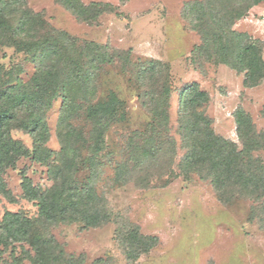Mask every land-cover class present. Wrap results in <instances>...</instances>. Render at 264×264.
Masks as SVG:
<instances>
[{
    "label": "rangeland",
    "instance_id": "1",
    "mask_svg": "<svg viewBox=\"0 0 264 264\" xmlns=\"http://www.w3.org/2000/svg\"><path fill=\"white\" fill-rule=\"evenodd\" d=\"M79 1L84 6L108 5L112 12L88 23L56 0H27V4L44 21V30H37L36 37L53 40L57 32H63L80 42L107 47L111 55L91 71L90 93L97 99L115 89L124 100L129 94L134 106L133 112L125 108L132 113L130 124L114 123L107 129L95 169L81 166L71 173L74 183L94 193L92 206L106 214L107 220L95 227L85 226L80 215L72 221L44 222L36 202L23 197V176L42 189L52 185L48 169L63 148L59 136L70 127L81 134L89 130L83 114L87 103L78 94L72 97L74 112L67 110L63 115L62 97H58L45 114L47 132L42 139L44 147L55 154L52 161L44 164L26 156L5 171L8 194H0V220L10 212L35 221L37 232L53 243L46 264H68L70 258L75 264H264V77L257 86L246 88L245 73L223 63L229 53L250 43L257 47L264 65V2ZM203 9L209 15H221L223 22L233 20L230 30L246 37L242 44L232 42L211 52L210 61L202 57L196 64L192 53L202 40L189 22ZM216 30L215 25L210 28L208 37ZM42 49L38 53L46 56L51 51L46 42ZM26 58L12 48L0 51L4 66L0 86L15 84L4 69H23L21 79L30 78L36 60L27 62ZM117 83L123 90L116 88ZM192 85L208 97L195 111L203 115L211 136L218 140L212 143V155L201 152L199 157H204L208 168H218L223 158L234 162L220 168L226 185L219 193L210 180L183 167L187 151L199 142L182 134L189 120L180 107V96ZM137 91L146 94L140 103ZM243 114L249 118L240 128L237 117ZM12 136L31 148L26 132L13 130ZM75 154L83 159L87 152L82 148ZM129 226L157 239L134 262L126 258L129 244L120 234ZM13 247L0 245V264H34L31 246L14 243ZM55 254L60 255L56 261L50 256Z\"/></svg>",
    "mask_w": 264,
    "mask_h": 264
},
{
    "label": "trees",
    "instance_id": "2",
    "mask_svg": "<svg viewBox=\"0 0 264 264\" xmlns=\"http://www.w3.org/2000/svg\"><path fill=\"white\" fill-rule=\"evenodd\" d=\"M56 1L78 20L88 23L95 21L102 14L112 12L108 5L99 3L84 6L79 0ZM261 2L264 0H253L254 4ZM222 19L217 13L209 15L207 9L192 15L190 28L202 40L192 53L196 64V60L202 57L210 61L214 58L211 52L216 53L232 42L239 44L244 42L246 35L230 30L233 20L223 22ZM214 25L217 30L208 37V30ZM206 26L210 28L205 29ZM39 29L44 30V21L41 15L28 7L27 0H0V51L3 48H12L16 53L25 55L27 62L36 60L34 71L26 81L20 77L23 69L21 71L4 69L5 76L15 84L12 87L0 86V194H8L3 175L7 168L14 167L16 161L31 156L35 161L47 164L55 155L44 147L45 139H42L47 132L45 114L58 97H62L63 115L67 114V110L74 112L72 97L78 94L85 98L87 103L83 114L90 123L89 130L81 134L77 129L70 127L66 134L59 136L63 148L58 157L54 158L55 163L50 162L48 174L53 181L49 188L34 186L25 176L22 177L21 186L24 199L36 202L39 216L44 222L72 221L80 215L85 226L95 227L105 222L107 215L101 213L97 206H92L94 193L83 190L74 183L71 173L77 170V167L82 168L81 166L91 171L95 169L98 157L103 151L107 129L114 123L130 124L132 113H127L125 108L128 107L133 112L134 106L128 101L129 94L125 95L124 100L121 93L115 89L106 90L97 99L90 93V89H93L90 86L91 71L96 69L101 60H107L111 55L107 47L80 42L63 32H57L53 40H45V37L40 35L36 37ZM45 42L51 47L47 56L38 53L43 50ZM223 63L245 73L243 85L246 88L257 86L264 77V65L257 47L253 44L241 45L236 51L229 53ZM3 68L4 66L0 64V73ZM143 75L141 74V77ZM116 88L123 90L118 83ZM165 91L168 93V89ZM136 95L139 103L146 96L141 94V91H137ZM180 97V107L187 111L189 120L187 126L182 128V134H186L184 139L193 137L199 141L196 147L190 152L187 151L183 167L189 173L210 180L219 193L226 185L225 178L219 174L222 171L220 168L233 166L234 162L223 158L218 168H208L205 167L204 157H199L201 152L212 155V143L218 142L211 136L206 119L200 112L195 111L196 106L205 104L208 97L205 92L198 90L197 85H192L189 90L181 92ZM248 118L249 116L246 117L244 114L237 117L240 128L243 123L248 122ZM13 130H22L30 135L32 139L30 149L14 139ZM82 148L87 154L83 159H78L75 152ZM34 222L19 213H5L0 220V245L13 247L14 243H26L35 252L34 264H46L48 251L51 250L53 243L37 232ZM120 234L123 236L122 241L129 244L125 255L127 260L132 262L139 255L149 252L157 241L156 237L142 236L134 226L125 228ZM50 256L56 261L60 255ZM67 263L75 264L71 258Z\"/></svg>",
    "mask_w": 264,
    "mask_h": 264
}]
</instances>
